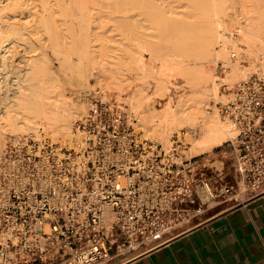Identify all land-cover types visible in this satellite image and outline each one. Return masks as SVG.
<instances>
[{
  "label": "built area",
  "instance_id": "1",
  "mask_svg": "<svg viewBox=\"0 0 264 264\" xmlns=\"http://www.w3.org/2000/svg\"><path fill=\"white\" fill-rule=\"evenodd\" d=\"M218 68L223 79L227 68ZM259 68L220 84L214 105L235 135L218 165L189 152L195 129L150 139L127 99L99 88L86 94L69 143L9 137L0 150V264L110 263L160 242L197 198H223L239 184L264 191V54Z\"/></svg>",
  "mask_w": 264,
  "mask_h": 264
},
{
  "label": "bare ground",
  "instance_id": "2",
  "mask_svg": "<svg viewBox=\"0 0 264 264\" xmlns=\"http://www.w3.org/2000/svg\"><path fill=\"white\" fill-rule=\"evenodd\" d=\"M116 1L0 0V111L2 110V114L0 113V139L1 134L5 133V131L21 135L25 130H31L37 134L39 129H43L54 139L60 138L66 143L70 142L72 137V119L81 111H84L81 95L88 90L89 66H80L77 73L72 75L64 71L61 72L59 67H57L59 68L57 71L51 70L48 67L53 62L45 53L50 50L52 56L54 55L52 58H57L56 62H58L57 56L63 53L66 43L61 39L66 35L71 39L74 36L80 37L83 41L82 48L88 55L89 41L92 36H97L103 32L102 30L99 31L97 26L95 27L94 25L93 21L98 19H95L96 17L100 18L102 15L108 17L109 15L112 19L114 15L113 19L130 21L136 17H134V13L138 15L141 12V10L138 13L134 11L136 10L134 7L138 8L137 4L134 6L137 2L127 0L126 2L131 1L134 4L125 3L128 5L125 6V4H122L125 0H119L120 5L123 7H118L119 10L115 7V14H109L112 11L106 10V8H109L110 3L114 4ZM250 1L252 6L257 9V14L249 20L247 26L243 29L244 41L246 42L244 48H240L233 40L231 41V36L229 40H221L222 35L227 37L230 33L223 32L219 34L218 26H214V23L212 24L211 22L194 39L193 43L187 42L186 44L185 42L173 46L172 54L169 58L170 62L168 61L171 67L161 69L155 66L157 69L153 72L151 71L158 81V90L162 89L163 79L170 72H175L176 75V71L179 73L178 75L190 82V88L201 90L197 94L192 91L193 95H189L190 97L192 96L191 98L188 96L189 98L186 97L187 99H180L176 109L170 106V99L168 101L170 103H167L168 106L160 110L159 113L151 110V104L145 101V95L139 88L140 80L137 77L145 70L146 66H144V69L139 66L134 69L136 71L135 74L133 73V76H135L133 80L126 78L125 72L128 73V70L122 72L104 69L101 76L106 77V80L101 83L100 87L121 92L123 82L127 81V83H130L129 86L133 87L130 95L133 107L138 108L145 105L146 107L149 106L151 110L147 118V130L144 129L143 123L145 133L147 135L153 133V135H158L161 139L167 140L172 129L182 124L195 122L198 115L202 112L201 104L204 102V96H206L207 92L205 90L212 76L211 63L217 57L228 58L225 57V55L229 56V53H225V51L227 52L226 46L228 42L235 44L234 49H237L239 56L233 60L234 66L232 63L228 64L229 67H234L230 68L233 69V74L228 73L231 74V79L245 78L252 71L260 69L259 56L264 52V0ZM129 5H133V7ZM140 8H142L141 5ZM104 10L108 14H105ZM236 33L239 35L240 31H236ZM218 43L219 45H216ZM67 48L69 49V47ZM30 53L34 54V56L37 55V58L35 57L36 59H34V56H31ZM241 53L247 56V61L250 60L252 63L251 67L243 68ZM28 54L33 59L29 58L30 61L29 59L25 60L27 62L25 66L20 61H16L27 58L26 55ZM38 55H41L40 58ZM229 57L231 58V56ZM37 59L39 60L35 61ZM225 61L230 63L229 58L228 61L227 59ZM168 62L165 63L168 64ZM257 62L260 64L255 65ZM32 64H34V68L30 67L32 69H27L29 68L28 65L31 66ZM38 65L39 67H36ZM254 65L258 67L255 69ZM41 72L49 75L44 83L39 77ZM35 77H38V82H36ZM24 82L28 84L26 88L22 85ZM63 82L70 84L69 97L64 93V89L58 87ZM210 82L213 81L211 80ZM213 84L212 88L210 87L212 90ZM25 89H28L29 92L26 93ZM216 115H212L207 119L203 118V132L199 137H195L191 141L190 151L192 155L196 156L221 146L227 137L233 135V133L235 135L233 127L227 123V120H222Z\"/></svg>",
  "mask_w": 264,
  "mask_h": 264
},
{
  "label": "rangeland",
  "instance_id": "3",
  "mask_svg": "<svg viewBox=\"0 0 264 264\" xmlns=\"http://www.w3.org/2000/svg\"><path fill=\"white\" fill-rule=\"evenodd\" d=\"M126 1L127 0L122 2V4L133 3L131 1L130 2H126ZM132 1L137 2L135 4L133 3L134 6H136V4L138 5L137 6L138 8L134 7V9L136 10H134L133 8L132 10L136 11L137 13L139 12V10H141V12H139V14L140 13L141 14L135 15L136 13H134V17L135 16L136 17L134 19H131L130 21H124L122 19L119 20L117 18L113 19V17H115L114 15L112 16V19L109 15L108 17L110 18L106 17V15L105 16L102 15L100 18L99 17L95 18V19L98 18L97 20L93 21L95 27L97 26L98 30L99 31L102 30L103 32L97 36H92L91 40L89 41L90 47H89L88 55H86L87 53L82 48L83 41L80 37L74 36L73 39H71L66 35H65L66 37L63 36L61 39L66 43L63 53H60V55L58 54L57 56L58 62H56L57 58H52L54 55L52 56L50 50H48L45 53L46 56L49 59H51L53 62L50 63L48 67L51 70L57 71L60 68L61 72L64 71L69 75L70 74L72 75L77 73V70L79 69L80 66L83 65L89 66L90 76L87 79L88 90L81 95V101H83L82 103L84 106L83 107L84 111H81L78 115H76L72 119L71 126H73L74 121L85 112L86 104L84 98L86 94L92 89L102 88L103 90L102 89L101 90L106 92L109 96L120 95L117 97L122 99L128 98L126 102L128 103L129 108L134 113L141 115L144 123V129L147 130L148 129L147 118L149 117V112L151 110L155 113H159L160 110L165 109L168 106L167 103L169 104L170 102H171L170 106L173 109H176L177 108L176 105L178 106L179 104L178 102H180L179 101L180 99H187L186 97H188L189 95H193V93L197 94L201 91L200 89L195 90L193 87L190 88L191 86L190 82L184 79L182 76L178 75L179 73L177 71H176V75L175 72H170L167 75V77H165V79H163L162 81V89L158 90L157 88L158 81L152 72L157 68L164 69L171 67L169 63L170 62L169 58L171 57L173 46L185 42L186 44L187 42L193 43L194 39L198 37V35H200V33L205 28L208 27L209 23L212 22V24L214 23V26L216 27L218 26L219 34L223 32L230 33V35L227 37L225 35H222L223 37L221 40L223 39L229 40L232 37V39H230L231 41L233 40V42L238 44L237 46H239L240 48H244L246 46V42L244 41L243 29L247 26L249 20L255 14H257V9H255V7L252 6V2L250 0H148V1L132 0ZM126 5L127 4H125V6ZM140 5L142 8H140ZM112 6L114 7L113 9ZM129 6L133 7V5H129ZM115 7L118 8L123 6H121L119 0H117L116 2H114V4L110 3L109 8H106V10L112 11L109 12V14H115L116 11L114 10L116 9ZM132 10L129 9L130 12H132ZM106 12L107 11H105V14H108ZM236 31H240L239 35L238 33L235 34ZM233 42L231 43L228 42L226 46L227 52L225 51V53H229V56H231V58L224 54L225 57L229 58L230 63H226L225 59H227L228 61V58L222 59L223 57H219V58L217 57L211 63L212 79L210 78L209 80L210 81L212 80L213 82L209 81L207 84L208 85L207 88H209V90H207V88L205 90L208 92V93L206 92L205 94L207 97L204 96L205 97L204 102L201 104L202 112L198 115L195 122L191 124H182L177 126L175 129H172L170 131V135L167 140L161 139L160 137H158V135L155 134L153 135V133L152 134L150 133L148 135L146 134L148 138L156 139L159 142L167 143L174 134L179 133L181 130H187L189 128H192L196 130V133L190 140H188L191 143L193 138L199 137L200 134L203 132V127H204L203 118L207 119L210 116L217 114L219 118L226 121V119H223V117L219 115L214 105L218 100L221 99L220 84L227 83L229 85H234L235 83L244 80L248 76L247 75L245 78L241 77L239 79H235V78L231 79V74H228L229 72L233 74L234 71L233 69L230 68H234L233 66L235 65V63L233 62V60L239 57L237 53L238 52L237 49L236 50L234 49L235 44H233ZM230 44L231 46H229ZM216 45H219V43ZM67 47H69V49ZM217 48L219 47L217 46ZM30 54L26 55L27 58H25L26 56L24 57L25 59L22 58L23 59V60L21 59L22 61L21 60H16V61L17 62L20 61V63L25 66L27 63L26 62L27 59L31 58L32 55L34 56V54H31V56L29 57ZM263 54L264 52L261 53V55L259 56L260 63ZM36 56H34L33 58L36 59L37 58ZM38 56L40 58L41 55ZM246 57L247 56H244L242 54L241 64L243 65V68L251 67L252 64L250 60L247 61ZM38 60L39 59L35 61ZM24 61L25 63H23ZM165 62H168V64H166ZM221 62L224 63L225 67L227 68V71L223 79L221 78L223 75H219V68H218ZM231 63L233 66L229 67L228 64ZM260 63L257 62L255 65H258ZM33 65L34 64H32L31 66L28 65L29 68L27 69H32L30 67L34 68ZM138 66L143 67V69L144 66L147 67V68L145 67V70L142 69L143 72H141L140 75H137V77L140 80L138 84L139 88L145 95V101L151 104V108H152L151 110L149 106L146 107L145 105L140 106L138 108L133 107L134 105L131 102L132 100L130 99V95L133 90V87H130L129 86L130 83H127V81L123 82L121 92L111 89L106 90L103 87H100L102 85L101 83L105 82L106 80V77L101 76V73L103 72L104 69H111V70L113 69L115 71H122V72L128 70L129 72L128 73L125 72V76L126 78H130L129 80H133L135 78V76H133V73L135 74L136 71L134 69H136ZM36 67H39V65ZM257 67L255 66V69ZM39 77L42 79L43 81L42 83H44L48 79L49 75L45 72H41V75ZM35 78H36V82H38L37 81L38 77ZM211 83L215 84V85L213 84V90L211 89L212 88ZM22 85L24 86V88L28 86L26 82L22 83ZM58 87L64 89V93H66L67 97L70 96L69 83L63 82L61 83V86ZM25 92L28 93L29 92L28 89H25ZM1 111L0 113L2 114ZM227 123L230 126H232V124L228 120ZM24 133H22L21 135H16L11 131L10 132L5 131V133H2L0 139V150H2L5 147V144L9 139V137L12 136L20 137L30 134L36 136H45L53 141L66 143L60 138L57 139L52 138L51 135L47 134L43 129H39L37 134L31 130L28 131L25 130ZM232 137H234V133L233 135L227 137V139L225 140L224 143H222L221 146L212 148L210 151H207L209 166L220 164V161L222 159L224 160V162L227 161L230 155V151L228 149V143L226 142L230 140V138L232 139ZM189 152L191 153L190 149ZM252 195L253 193L248 192V186L239 184L235 186V189L232 190V193L225 196V202L223 203V205L221 204L219 205L220 210L222 209L226 210L228 208H231L243 202ZM141 250L143 249H140L139 251Z\"/></svg>",
  "mask_w": 264,
  "mask_h": 264
},
{
  "label": "crops",
  "instance_id": "4",
  "mask_svg": "<svg viewBox=\"0 0 264 264\" xmlns=\"http://www.w3.org/2000/svg\"><path fill=\"white\" fill-rule=\"evenodd\" d=\"M223 198H197L160 242L127 250L104 264H264V191L220 210Z\"/></svg>",
  "mask_w": 264,
  "mask_h": 264
}]
</instances>
